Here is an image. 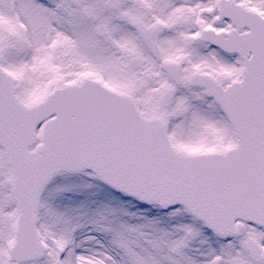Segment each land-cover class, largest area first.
<instances>
[{
  "label": "snow or ice",
  "instance_id": "obj_1",
  "mask_svg": "<svg viewBox=\"0 0 264 264\" xmlns=\"http://www.w3.org/2000/svg\"><path fill=\"white\" fill-rule=\"evenodd\" d=\"M0 264H264V0H0Z\"/></svg>",
  "mask_w": 264,
  "mask_h": 264
}]
</instances>
